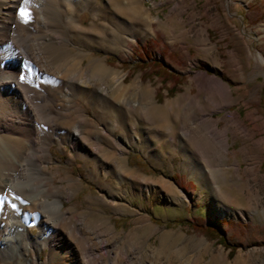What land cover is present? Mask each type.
Here are the masks:
<instances>
[{
  "label": "rangeland",
  "instance_id": "374dc122",
  "mask_svg": "<svg viewBox=\"0 0 264 264\" xmlns=\"http://www.w3.org/2000/svg\"><path fill=\"white\" fill-rule=\"evenodd\" d=\"M40 1L42 5L38 6ZM68 1L38 0L27 11L26 19L20 17L17 31L29 43L48 47L50 53V47L65 46L70 56L79 59L82 55L81 67L103 61L110 70L124 74L123 84L129 89L126 93H131L132 84L139 83L136 95L143 102L151 95L156 107L171 103L169 110L153 113L146 126L167 130L169 125V132L178 135L182 128H190L188 160L202 174L197 178L188 175L183 165L185 157L178 151L169 154L163 146L162 158L153 162L135 144H128L124 156L132 176L116 182L108 172L104 177L112 186L103 185L92 176V164L70 144L76 141L74 129H99L102 125L77 99V105L84 108L82 116L90 124L80 121L72 130L66 128L64 135L58 129L57 136L64 142L50 143L48 161H40L37 156L41 154L37 152L39 144L31 145V154L25 157L26 149L21 161L24 169L27 171L32 160L37 164L33 158L38 157L39 165L51 170L53 183L62 187L65 216L81 230L103 235L110 229L106 235L118 244L133 242L130 251L139 256V264H264V0H134L142 10L125 12L143 28L144 35L127 37L128 49L121 45L113 49L115 43L105 48L93 30L85 37H75L71 18L65 16ZM118 2L111 0L115 6ZM109 7L115 10L111 4ZM77 16L82 28L90 22L109 24L105 22L108 18L103 21L86 8ZM109 17L123 16L115 10ZM109 27L116 30L113 24ZM12 32L10 40L14 38ZM57 32L66 33L67 38L59 41L54 37ZM156 35L155 49L138 47ZM19 37L17 33L16 39ZM49 52L43 57H49ZM146 53L180 74L181 79L164 81L163 74L157 73L159 69L154 73L149 64L136 70L134 65L140 60L137 54L145 58ZM6 71L0 67V78ZM24 74L21 83L28 82L27 72ZM29 78L31 85L36 81L48 84V90L37 91L45 101L49 91L62 87L60 95L64 99L57 100L50 116L56 118V112H65L60 104L65 105L75 94L74 80L60 74ZM29 98L26 95L28 105ZM55 123L69 124L60 120ZM39 125L48 138L49 125ZM118 133L116 129L110 135ZM99 143L108 152L114 147L107 137ZM25 170L22 168L21 173ZM174 174L179 183L172 179ZM218 192L220 198L216 197ZM216 203L232 207L235 214L215 216ZM201 220L218 234L198 230L194 225ZM63 227L68 237L69 229L65 224ZM30 232L36 235L38 230L33 227ZM49 254L48 247L40 250L41 261Z\"/></svg>",
  "mask_w": 264,
  "mask_h": 264
},
{
  "label": "bare ground",
  "instance_id": "6f19581e",
  "mask_svg": "<svg viewBox=\"0 0 264 264\" xmlns=\"http://www.w3.org/2000/svg\"><path fill=\"white\" fill-rule=\"evenodd\" d=\"M36 3L38 0H0V67L7 68L0 78V262L92 264V261L96 260L95 264H139V256L135 251L134 254L130 251L134 246L133 242L118 244L116 239L106 235L110 229L103 235L93 230H81L71 218L65 216L66 212L62 209V187L58 188L53 183L51 170L47 166H40L39 158L40 161L42 158L48 161L51 156L50 143L64 142L57 136L58 129H62L64 135L66 128L72 130L80 121L90 124V121L83 117L84 108L77 105L75 99L89 108L97 119V124L102 122V125L99 129H74L76 141H71V147L77 154L80 153L87 163L92 164V176L109 188L112 183L104 177L106 173L114 175L116 182L126 176H132L133 171L126 168L124 156L128 144H135L140 152L149 156L153 162L160 161L164 147L169 154L178 151L185 157L183 165L187 174L195 178L200 176L202 170L188 160L190 150L186 143H192L189 136L191 129L182 128L179 136L169 132V125L165 127L167 130L146 126L148 119L152 121L153 113L157 114L163 109L169 110L171 103L156 107L151 95L143 102L136 95L140 90L138 82L132 84L131 93H126L129 89L123 84L124 74L110 70L103 61L90 62L81 67L80 59L83 56L79 55V59L76 55L70 56L65 52L68 50L65 46H58L56 49L50 47V53L48 47H37L33 42L29 43V39L23 38L24 35L17 31L19 13L21 9L27 12ZM109 4L123 16L121 19L109 17L115 12L108 10ZM117 4L113 5L111 0H69L65 16L71 18L75 37H85L93 30L99 35L98 40L102 41L105 48H112L111 44L115 43L112 45L113 49L119 48L120 45L126 49L127 37L133 39L144 35L143 28L128 15L130 12L137 13L142 10L138 3L134 0H119ZM37 5L41 6L42 1ZM83 8L88 9L94 16L99 15L103 21L108 18L105 22L109 24L90 22L88 27L82 28L79 26L77 13ZM112 24L116 26V30L110 29L109 25ZM11 31H14V38L10 40ZM17 33H20L18 39ZM54 37L59 41L67 38L66 33L62 32L55 33ZM33 50L36 52L33 53ZM44 52H49V57H43ZM21 72H27V83L20 82ZM55 74L75 81V94L65 105L60 104L65 108V112H56V118L50 116V111H53V105L59 103L57 100L64 99L60 95L62 87L58 91H49L45 101L37 91L48 90V84L36 81L31 85L32 78H29H48ZM222 89L227 93L226 86L223 85ZM26 95L30 97L29 105L25 101ZM101 95L104 97L99 100ZM58 120L69 124L57 125L55 121ZM42 123L49 125L48 138L40 132L39 124ZM116 129H119L120 133L116 136L110 135ZM51 135H55V138ZM106 137L114 145L111 152L106 151L99 143L100 139ZM35 143L40 145L37 152L41 154L37 155L39 158H33L37 160V164L32 160L26 171L21 161L26 149L25 157L31 154L30 146ZM22 168L24 173H21ZM167 186L171 187L170 184ZM132 187L135 190L137 188L134 185ZM216 197L220 198L221 193L218 192ZM11 204L16 205L15 211L8 206ZM214 207V215L217 217L235 214L233 208L225 204L216 203ZM63 224L69 229L68 237L63 231ZM33 227L38 230L36 235L30 232ZM45 247L49 248L50 254L47 260L41 261L39 252ZM111 249L113 255L110 256Z\"/></svg>",
  "mask_w": 264,
  "mask_h": 264
},
{
  "label": "trees",
  "instance_id": "16d2710c",
  "mask_svg": "<svg viewBox=\"0 0 264 264\" xmlns=\"http://www.w3.org/2000/svg\"><path fill=\"white\" fill-rule=\"evenodd\" d=\"M157 38H158L157 35L154 38H148V39H146L144 41V43L142 45H139L138 47H140L141 49L153 50V49H155L157 47V44H158L157 43ZM137 55L140 58V60L137 61L135 63V65H134L135 68H136V70L143 69L144 67L147 66V64H149V65H151V66H149L150 69H152L154 71V73L156 72L157 69H159L160 72H157V73H162L163 74L162 75V79L164 81H167V80H170V79L175 80L177 78L181 79V75L180 74L175 73V72L169 70L165 65L162 64V62L156 61L154 59H150V55H148L147 53H146V57L145 58H143L140 54H137ZM162 55H163V53H161V51H160V56H162ZM146 59H150V61H146ZM167 91L169 93H171V89H167ZM172 179L175 182H178L179 183V181L177 180L176 174L172 175ZM194 226H196V228L198 230H201L203 232H208L210 234L211 233L212 234L213 233L214 234L215 233L218 234L217 230L214 229L213 226H211V225L210 226L203 225L202 220H201V222L200 221H197L196 225H194Z\"/></svg>",
  "mask_w": 264,
  "mask_h": 264
},
{
  "label": "snow or ice",
  "instance_id": "6c2138e0",
  "mask_svg": "<svg viewBox=\"0 0 264 264\" xmlns=\"http://www.w3.org/2000/svg\"><path fill=\"white\" fill-rule=\"evenodd\" d=\"M19 15H20V17L22 19H26L28 17V13L25 12L23 9H21ZM19 78L23 81L25 79V74L23 72L19 73ZM8 206L11 207L13 209V211H15V209H16V205L15 204H11V205H8Z\"/></svg>",
  "mask_w": 264,
  "mask_h": 264
}]
</instances>
